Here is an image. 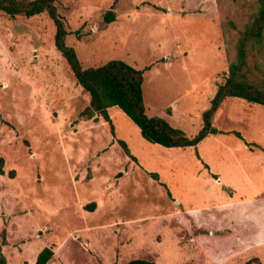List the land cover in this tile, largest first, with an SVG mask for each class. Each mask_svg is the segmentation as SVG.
Returning <instances> with one entry per match:
<instances>
[{"label": "rangeland", "instance_id": "1", "mask_svg": "<svg viewBox=\"0 0 264 264\" xmlns=\"http://www.w3.org/2000/svg\"><path fill=\"white\" fill-rule=\"evenodd\" d=\"M253 1L57 5L84 69L111 60L144 69L148 115L193 137L229 70L232 37L222 25L230 17L242 27ZM113 5L115 21L106 23ZM55 34L46 13L0 12V243L6 230L8 264H36L45 248L54 251L48 264H264V106L228 99L213 122L220 134L196 148L152 144L117 107L112 125L81 117L90 95Z\"/></svg>", "mask_w": 264, "mask_h": 264}, {"label": "trees", "instance_id": "2", "mask_svg": "<svg viewBox=\"0 0 264 264\" xmlns=\"http://www.w3.org/2000/svg\"><path fill=\"white\" fill-rule=\"evenodd\" d=\"M57 3L58 0H0V12L11 18L17 16L32 18L46 13L52 19L56 28V48L66 60L78 84L90 95V105L81 114L85 120H98L102 117L112 125L109 109L117 107L140 129L146 141L169 149H186L196 148L208 136L221 133L213 122L216 113L226 100L240 99L264 106V0L253 1L252 9L247 12L242 27L230 17L223 23L225 37L228 41L229 37H232L229 70L223 83L218 86L210 107L202 115L200 131L193 137H189L163 117L148 115L143 89L144 69H137L122 60H111L98 67L84 69L76 50L67 43L70 32ZM114 6L104 16L106 23L115 21ZM236 135L243 139L239 132H236ZM119 145L129 157L136 160L125 141L119 140ZM2 165L3 159H0L1 175L4 174ZM151 175L156 181H160L157 173ZM94 206L93 203L86 208L93 211ZM186 217L190 223H193L190 216ZM193 231L207 233L201 229L195 231L193 228ZM224 234L231 233L225 231ZM7 245V232L3 230L0 264H8L3 251ZM53 257L54 251L45 248L39 253L36 264H48ZM126 264L156 263L152 259H135Z\"/></svg>", "mask_w": 264, "mask_h": 264}]
</instances>
